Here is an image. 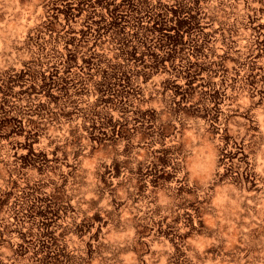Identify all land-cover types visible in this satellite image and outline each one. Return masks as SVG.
Wrapping results in <instances>:
<instances>
[{
	"label": "rangeland",
	"instance_id": "obj_1",
	"mask_svg": "<svg viewBox=\"0 0 264 264\" xmlns=\"http://www.w3.org/2000/svg\"><path fill=\"white\" fill-rule=\"evenodd\" d=\"M178 1L194 16L184 35L200 41L191 66L192 42L158 57L174 0H0V264H99L111 257L98 249L106 242L124 264H264V0H230L242 23L233 35L211 21L222 0ZM149 15L160 26L152 33L136 26ZM119 31L133 37L132 61L116 54ZM120 63L108 88L106 73ZM60 96L79 99L63 109ZM46 113L60 128L50 139L36 133ZM76 150L91 182L78 212L69 191L5 165L67 184ZM99 197L97 212L89 200ZM110 208L138 220L100 237Z\"/></svg>",
	"mask_w": 264,
	"mask_h": 264
},
{
	"label": "water",
	"instance_id": "obj_2",
	"mask_svg": "<svg viewBox=\"0 0 264 264\" xmlns=\"http://www.w3.org/2000/svg\"><path fill=\"white\" fill-rule=\"evenodd\" d=\"M220 4L222 5V8L221 9L219 8V13L221 14L220 17H217L215 14H213V13L217 12L218 10H215V12L212 11L213 13H211L212 14L211 15L212 16L211 21L212 20H214V21L218 20L220 22L222 30L225 32V35L226 34L233 35L242 26V23L239 20L234 18L235 15H236L235 14V12H236L235 3L234 2H230V0H222L220 2ZM215 33H216V31L208 34L210 38L214 37V40L211 39V41H209L208 55H207L208 58L209 57L212 58L213 56L216 55V48H215L214 45H215V42H216V40L218 38L215 39ZM150 88H153V86L150 87ZM137 92H139V94H140L138 103H142L143 100L141 98H142V96H144L146 94V91H144V87H143V88H139V90H137ZM152 93L159 94L158 91H154L152 89H151V92H148L147 94L149 96V94H152ZM59 99H58L57 102L64 109V106L67 107L69 102L71 103L72 101H77L79 99V97H75V98H72V99L70 97H68L66 99H62V98H59ZM27 100L30 101L32 99L29 97ZM163 101L165 102L166 105H168L169 99L167 97H164ZM61 102H62V104H61ZM46 115H47V118H45L44 121H37V125H39V126L36 129V133L39 136H42L41 134H45L44 136H46L47 139H50L52 137L51 133L56 132V131H60V128L57 127V125H58L56 123L57 121L52 122V120L48 119L52 115H48V113H46ZM173 115H176V114H173ZM250 133H251V131H247L245 134L249 135ZM173 137H175V132H174ZM181 137L182 136H180V138ZM54 141H55V139H53V142ZM12 144H13L12 142H9V144L6 145V147L10 146ZM78 146H80V144ZM78 146H76V147H78ZM9 148H8V151H10ZM74 148L75 147H73V149ZM76 152H77V150L70 154L71 158L72 159L73 158L77 159L78 163L79 162L81 163L82 160H83V157H81V155H79V154L77 155ZM132 152H133V150H132ZM80 163L78 164V168H77L78 172L77 171L73 172L74 171V167H73V170H71L70 173L67 174V180L69 181L67 184H64L63 183L64 181L63 182L61 181V176H59V175H55V177H54L55 179L51 180V179H49V177L43 175L44 173L35 174V175H26V173H22V170L19 169L18 167H13L12 162H9V163L7 162L5 165L8 166L7 169H8V171H11V173L16 174L17 176L18 175L25 176L26 179H29V181H34L35 180L34 183H36V184L43 185L44 183H42V182H46L49 185L54 184L55 188H56V190L58 192H59L60 189H62L65 193L67 191H69L68 195H69V197L71 199H75L74 200V203H75L74 209L78 212L76 207L81 205V201H82L83 196H84L82 187H84V185H87V187L91 186V182H88L89 178H88V180L86 179L87 175H89L90 173L86 174L88 172H86V170L84 171V169L82 168ZM96 164L98 165L97 168H96V173H95V175L97 176V174H99L102 171L104 166H103L102 162H98ZM79 172L81 173V175L78 176ZM215 177L216 176H214V178H213V185L214 186H215V181H216ZM6 181H8V180H6ZM57 181H61V185H60V182H57ZM95 189H97L96 191H99V192L102 190V188H99V186L97 184H95L93 186V188H92V190H95ZM144 190H145V188L143 189V191ZM205 190L211 191V187L207 186L205 188ZM150 192H152V191H150ZM70 198H69V200L67 198H63L61 200L64 201V202H68V201L70 202ZM100 204H101L100 197L97 198V200H95V201L89 200V207L90 208L97 207V208H95L97 212L102 210ZM3 205H5V209L9 208L8 205H6V204H3ZM72 208L73 207H71V210H72ZM104 213L109 219L113 220V223H112L113 225L110 224V226L107 227L105 229V231H102V228L100 229V227H99V229L97 230L96 234L100 235V237L108 235L111 230L114 231V232L120 233V231H122L125 228L126 225H128L129 223H133L134 221L136 222L138 220V219L135 218V216H132V218L127 219L128 221L127 220H121L122 219L121 210H118V209H115V208L107 209V210L104 211ZM104 225H106V224L104 223ZM111 227H112V229H111ZM137 234H138L137 238H140V237L143 236L144 231L143 232H139ZM98 249H100V250L103 249L104 254L105 253H111V257L110 258L99 257V261H98L99 264H110L111 260H113L115 264H124L119 259V256H118L120 248H118V246H116V245H113V243H109V242H106V244L99 243ZM10 258L14 259V261H12L10 263L8 262L7 264H17L18 263V262L16 263V259L13 258L12 256H10ZM71 259L73 260V262H80L81 263V262L86 261L88 258H81L80 256H71Z\"/></svg>",
	"mask_w": 264,
	"mask_h": 264
},
{
	"label": "trees",
	"instance_id": "obj_3",
	"mask_svg": "<svg viewBox=\"0 0 264 264\" xmlns=\"http://www.w3.org/2000/svg\"><path fill=\"white\" fill-rule=\"evenodd\" d=\"M174 1H175V4L168 11L169 19L163 25V27L161 28V31L159 32V35L157 37V42L165 43V47L163 49H161V51L158 54V57L166 59L168 56L176 54L175 52L179 51L178 48H181L182 44L187 45V43L192 42L191 45H189V44L187 45V49H188L187 52L189 54H188L186 62L188 64V66H191L192 64H198L197 60L200 58L196 59L197 55H196L194 50H196V47H197L195 43L198 42L199 40L198 41L195 40V43H193V41H190V39L188 38V35H184L186 26L191 25L193 23L194 16H193V14H191L189 9H184L181 11L180 9H181L182 4H180V2L178 0L177 1L174 0ZM141 9L142 8H139V11H141ZM158 15H162V14H158ZM138 17L139 16H137L136 14H130L129 15V19L131 18L133 21H135ZM155 18L158 19V16L157 17L155 16ZM165 18H167V16L164 17V19ZM143 19L144 18L140 17V19L136 21V22H138L136 24V26L138 24H142L143 22H145L144 25H142V26L148 27V30L151 33L156 28L160 27L159 25L157 27H155V25H157L158 23L156 22V20L151 15H149L146 18L147 21H144ZM108 20H109L108 25L112 26L113 25L112 17H109ZM131 27L133 28L134 26H131ZM131 30H135V27H134V29H131ZM143 30L146 31L147 29L143 28ZM136 31H138V30H136ZM140 33H141V31H140ZM143 33H145V32H143ZM198 35H200L199 31H197V36ZM130 36H131V34L127 31L126 32L122 31L121 33L119 31L118 35L117 34L112 35L113 39L116 40V42H117L116 48L119 49V51H117L116 54L119 58H121V59L124 58V61H125V59H129L131 61L134 60L133 54L131 53L132 51L131 52L129 51L133 47V44L129 45V41L133 38L132 37L130 39ZM175 40H177V42ZM118 45H120V46H118ZM198 45H200V41H199ZM134 46L136 49H138L137 44H135ZM135 54L136 53H134V55ZM128 62L131 63L130 61H127L126 63H128ZM120 65H122V63L112 65V69L109 68L110 71L108 73H106L107 76H105V78H107V80L110 79L107 83L108 88H112V86L114 84H116L115 79H120V77H118V74L116 75V73L120 72L119 70L122 69V67ZM120 73H122V72H120ZM122 76H123V74H122ZM60 98H61V96H60ZM10 134H12V133H10ZM43 213H46V211H44Z\"/></svg>",
	"mask_w": 264,
	"mask_h": 264
},
{
	"label": "bare ground",
	"instance_id": "obj_4",
	"mask_svg": "<svg viewBox=\"0 0 264 264\" xmlns=\"http://www.w3.org/2000/svg\"><path fill=\"white\" fill-rule=\"evenodd\" d=\"M230 228H233V227H230ZM232 237L234 236V239L233 240H236V237H237V233L235 230H233L232 234H230Z\"/></svg>",
	"mask_w": 264,
	"mask_h": 264
}]
</instances>
